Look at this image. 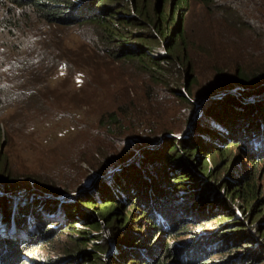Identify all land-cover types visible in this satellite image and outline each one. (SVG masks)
<instances>
[{"label": "trees", "instance_id": "trees-1", "mask_svg": "<svg viewBox=\"0 0 264 264\" xmlns=\"http://www.w3.org/2000/svg\"><path fill=\"white\" fill-rule=\"evenodd\" d=\"M199 2L210 19L196 41L185 23L189 0H0V33L19 31L14 44L1 42L15 48L18 62L0 81V145L7 100L37 105L40 114L26 115L33 126L53 123L43 97L36 99L46 84L25 90L19 82L45 56L71 69L77 55L66 50L78 48V56L119 64L134 78L119 79L102 100L96 130L77 142L72 156L85 154L94 171L82 190L59 170L47 181L10 175L0 154V264H35L28 255L64 233L70 239L47 262L264 264V0ZM59 27L72 37L57 35ZM104 93L67 103V113L93 108ZM176 101L189 109L182 123L169 119ZM133 134L139 138L129 147ZM48 192L65 200L37 196ZM212 219L215 226L202 227ZM182 231L192 233L183 249L165 242ZM216 249L226 252L221 261L212 260Z\"/></svg>", "mask_w": 264, "mask_h": 264}, {"label": "rangeland", "instance_id": "rangeland-1", "mask_svg": "<svg viewBox=\"0 0 264 264\" xmlns=\"http://www.w3.org/2000/svg\"><path fill=\"white\" fill-rule=\"evenodd\" d=\"M1 8L2 7H0V22L2 17L6 15L5 9ZM209 19L207 11L199 0H189L187 13L185 14V23L190 26L191 33L196 36L194 40L198 41L202 35L204 36L205 26ZM5 29L6 32L2 31V33H0V81L2 83V80L5 79L6 73L10 76V71L5 69V67L11 65L13 62H18L15 48L13 50H10L9 46L5 48L1 42L8 40L14 44L15 40L13 37L19 31L14 30V33H11L7 26ZM56 34L61 37H72V35L63 27L57 28ZM6 35L8 37H4ZM52 36L53 38L56 37L55 35ZM49 38H51V34ZM66 40L68 41V39ZM64 47L69 46L64 42L63 48ZM76 50L77 52L73 53H70L73 51V48H71V51L70 49L68 50V48L66 50L73 59L74 56L77 55L76 60H74L75 63H72L71 69H64L65 67L61 68L60 66L62 65H60L59 61H53V63L49 62V56H45L43 62L37 65L33 72H30L31 70H26L27 72H23L21 74L22 77L19 80V82L23 84L25 90H27V86L32 83L46 84L38 91L36 99L41 96L43 97V105H45L43 112L45 114L50 113V115H54L52 124H36L33 126L32 121L26 118V115L32 114V112L40 114L41 111L37 108V105H24L23 102H19L20 107L14 108L13 103L15 100L17 101V99L12 101L7 100L3 105L1 109V117L4 122V134L1 138L0 145V154L2 155L1 166L4 167L10 175H16L17 177L23 178L36 177L47 181L48 179L53 178V172L59 170L62 175H65L67 178L66 180H68L70 184L75 185V187H78L79 190H82V187H86V184L89 183V178L92 176L90 174L94 171L84 159L85 154L78 153L76 156H72V154L79 148L77 147L79 145L77 142L78 140H82L83 136L88 137L89 134L86 131H90V133L93 134L92 131L96 130V128L93 127L96 126V120L101 114L102 110L100 107L103 105L102 100L103 98H106V95L110 94L112 90H115L119 86V79L123 78L124 80L132 81L134 78L130 77V72L127 68H121L119 64H112L105 61L96 63L90 58H85L86 54H84L83 51L81 52V56H78V48H76ZM52 51L57 53V51ZM50 54V51H48V55ZM80 57L83 58V60ZM39 66L44 69L40 70ZM78 74L81 75L79 76ZM204 75L206 77V74L203 71L199 73L198 81L194 88V95L198 93L196 96L198 98L200 95L196 90H200L204 86ZM133 82L135 84L137 80H134ZM199 83L201 87L198 86ZM75 88L77 89L75 90ZM96 91H105V93L104 95H98L99 99L92 105L93 108L84 107L81 109L79 107L77 108L79 111L73 113L72 117L69 116L66 107L67 103L73 104L72 101L74 102L75 99L84 98ZM24 94L25 93H22L20 95V99L25 101L27 100V97ZM43 105H41L40 108ZM175 107L176 109L175 111H172L169 119L174 123H182L185 116L188 114L189 109L180 101H176ZM108 108L110 109L111 107ZM201 112L202 108L198 107L194 113L198 117ZM20 120H23L26 123L22 124L20 123ZM138 138L139 136L136 134L129 137L127 142L134 140V142H129V147L135 143ZM2 143L4 145H2ZM207 161H209V159H207ZM210 163H212V160ZM239 164L245 167L244 170L246 172L251 169L250 162L244 157L239 159L238 165ZM258 171L260 175L259 179H261L260 185L264 190V161L259 163ZM106 177L108 178V176ZM39 193H37L38 197H46L47 199L50 198L54 201H58V198L61 200L64 199L61 194H55L53 192ZM131 209L132 208H130V211ZM47 216L49 215L47 214ZM217 221L219 220L212 219L205 222L202 227H213ZM77 226L78 228H84L82 224H78ZM215 228L216 227L213 229ZM196 229L197 226L195 224L188 225V230L193 232ZM206 231L208 232L212 230ZM109 233L110 231L108 227L104 228L101 232V234L106 237H108ZM67 234L68 233L62 234L59 237L60 239L52 241L51 245L48 244L37 247L30 253V255H28V257L34 258L35 264H62L64 261H62V263H49L46 259L51 255H56L62 250L64 242L67 243L70 239ZM190 234L192 233L188 234L182 231L171 238H168L166 235L165 242L175 245L180 249L187 245L189 240L188 236ZM93 244L94 243L91 242L89 243V246L91 247ZM107 245H110L109 241L105 242V246ZM218 245H213L211 247L218 248ZM212 254H214L212 255V260L215 261H221L222 258L224 259L226 256L223 255L226 254V252L219 253L218 249L212 251Z\"/></svg>", "mask_w": 264, "mask_h": 264}]
</instances>
